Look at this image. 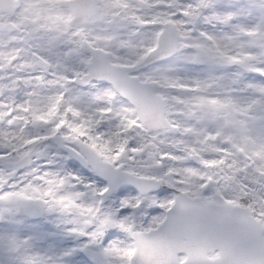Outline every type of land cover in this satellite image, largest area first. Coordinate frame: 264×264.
<instances>
[{"label": "snow or ice", "instance_id": "1", "mask_svg": "<svg viewBox=\"0 0 264 264\" xmlns=\"http://www.w3.org/2000/svg\"><path fill=\"white\" fill-rule=\"evenodd\" d=\"M0 264H264V0H0Z\"/></svg>", "mask_w": 264, "mask_h": 264}]
</instances>
